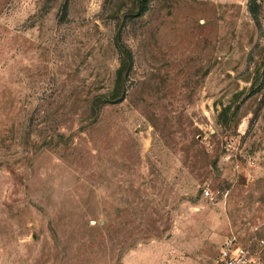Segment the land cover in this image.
I'll return each mask as SVG.
<instances>
[{"label":"rangeland","instance_id":"obj_1","mask_svg":"<svg viewBox=\"0 0 264 264\" xmlns=\"http://www.w3.org/2000/svg\"><path fill=\"white\" fill-rule=\"evenodd\" d=\"M227 235L264 264V0H0V264Z\"/></svg>","mask_w":264,"mask_h":264},{"label":"built area","instance_id":"obj_2","mask_svg":"<svg viewBox=\"0 0 264 264\" xmlns=\"http://www.w3.org/2000/svg\"><path fill=\"white\" fill-rule=\"evenodd\" d=\"M208 194V191L205 190ZM219 260L222 264H251L253 260L248 250L237 242L234 235H227L219 250Z\"/></svg>","mask_w":264,"mask_h":264},{"label":"trees","instance_id":"obj_3","mask_svg":"<svg viewBox=\"0 0 264 264\" xmlns=\"http://www.w3.org/2000/svg\"><path fill=\"white\" fill-rule=\"evenodd\" d=\"M120 76H121V69L118 70V74L116 77V85H119Z\"/></svg>","mask_w":264,"mask_h":264}]
</instances>
